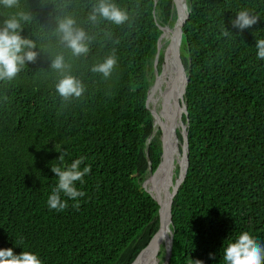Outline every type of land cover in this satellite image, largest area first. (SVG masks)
<instances>
[{"label":"trees","instance_id":"obj_1","mask_svg":"<svg viewBox=\"0 0 264 264\" xmlns=\"http://www.w3.org/2000/svg\"><path fill=\"white\" fill-rule=\"evenodd\" d=\"M96 2L21 0L33 15L21 35L36 43L38 57L13 81L0 82V249L33 252L42 264H131L158 229V205L142 182L149 166L154 172L160 165L162 150L155 137L147 159L153 125L145 102L157 39L176 13L172 0H115L130 22L94 25L87 16ZM186 4L181 61L188 76V165L171 206L168 264H224L223 247L242 232L264 245V59L255 46L264 39V0ZM241 10L260 20L243 31L233 28ZM13 11L0 7V22ZM65 15L93 37L86 57L73 56L59 41L55 29ZM57 54L84 83L81 98L63 101L56 93L61 73L50 63ZM112 54L118 63L109 78L90 71ZM161 62L162 55L158 70ZM170 64L167 54L165 71ZM61 152L64 164L86 157L81 168L90 165L91 172L76 182L86 194L80 207L61 194L68 207L57 212L47 199L57 184L51 165H60Z\"/></svg>","mask_w":264,"mask_h":264},{"label":"clouds","instance_id":"obj_2","mask_svg":"<svg viewBox=\"0 0 264 264\" xmlns=\"http://www.w3.org/2000/svg\"><path fill=\"white\" fill-rule=\"evenodd\" d=\"M0 7L5 9H16L10 15L4 17L0 22V82L13 81L25 68L26 62L35 63L38 52L34 51L37 45L32 39L21 35L25 25L33 19L31 12L21 8V0H0ZM92 24L109 22L115 26H121L130 22V16L122 9L115 0H97L91 7L87 16ZM260 20L259 16L250 14L247 10H241L236 18L231 20L233 28L243 31L251 28ZM59 41L71 50L75 57H86L90 52V44L93 37L83 27L77 24L71 15H65L58 19L55 29ZM223 35L227 37L229 31L225 30ZM257 57L264 59V39L256 41ZM118 61L115 54L107 56L102 62L91 65L92 73L102 74L105 79L109 78L114 71ZM50 68L61 73L55 84V91L63 101H71L81 98L85 91V85L81 79L71 74L70 65L65 61L63 54H57L51 59ZM5 99H7L5 97ZM56 151H61L55 146ZM66 152H61L58 157L60 165H51V171L57 178V184L48 196L47 205L49 209L57 212L68 207L65 197L76 201L72 206L79 208V198L85 196V192L78 190L76 182L84 183V177L91 172V166L81 165L86 157L81 156L70 164H64ZM213 258L214 254L209 253ZM224 264H264V245L260 244L248 232H242L233 242L223 247ZM0 264H42L38 254L22 251L16 254L12 248L0 249ZM192 264H204L203 261L192 259Z\"/></svg>","mask_w":264,"mask_h":264},{"label":"water","instance_id":"obj_3","mask_svg":"<svg viewBox=\"0 0 264 264\" xmlns=\"http://www.w3.org/2000/svg\"><path fill=\"white\" fill-rule=\"evenodd\" d=\"M173 7L176 13V22L173 26V32L171 36V40L166 48V52L163 54V65L166 62V55L170 54V57L172 59V68L175 76V83L174 86L176 87L175 90L178 89V81H180L181 77L183 78V81L181 83V88L179 91V96L175 99L174 104L176 107V110H180V128H177L179 131V134L181 136V141L178 139L176 132L177 129L172 126L169 128H163L162 126H159L160 130V146L162 150V160L160 162V165L158 168L152 172L151 167L149 166L147 169V177L142 182L143 189L150 195V197L157 203L158 205V211H157V218H158V229L156 233L153 235L151 240L149 241L145 252L140 255L134 262L131 264H135L137 261H140L139 264H146L147 257L152 254V251L154 249V246L156 245V242L165 234L167 231V225H171V206L173 202V198L175 194L178 191L179 186L183 182L187 170L188 165V149H187V132H186V125H187V111H186V104L183 100V95L185 92V85L188 81V76L186 75L185 68L183 66V63L181 61V45H182V27L186 23L188 19V9L186 0H172ZM164 31L159 35L157 42H156V53L154 55V61H153V82L149 86L147 90V97H146V109L150 112L152 117V125L153 128L155 124V113L153 110L149 108L150 100H153V95L155 94L156 90L159 88V83L161 80V76L165 74V69L163 65L160 67V70H158V60H159V42L160 39L164 36L166 33L165 26L162 27ZM172 87V85H171ZM171 91H168V93L164 96L167 97ZM185 116L186 122L183 123L182 116ZM150 136L147 138L145 142V154L148 159V146L151 142ZM178 153L181 155L180 161L176 162L178 168H179V174L176 178V181L174 182L171 192L168 195V199L164 204H161L158 197L154 196L156 187H155V177L157 173L164 168L166 165L170 164V159L173 157L174 154ZM149 160V159H148ZM167 175L164 176V181L166 182ZM147 184H150V189H147ZM171 245H172V233L170 236V242H169V250L167 253V256L165 257L163 264H168L170 256H171Z\"/></svg>","mask_w":264,"mask_h":264},{"label":"bare ground","instance_id":"obj_4","mask_svg":"<svg viewBox=\"0 0 264 264\" xmlns=\"http://www.w3.org/2000/svg\"><path fill=\"white\" fill-rule=\"evenodd\" d=\"M172 16H174V14H172ZM171 18L174 19L173 17H171ZM175 22H176V20H175ZM174 24H172L171 27H168V25L165 26V29H166L165 34H167V35L165 37L161 38L160 42H159V49H161V47L163 46L162 40L165 41V48L163 49L165 52H166V48H167V46L171 40ZM166 43H168V44H166ZM171 61H172V59H171ZM170 77H172V79H173V86H172V88H171V86L169 87V88H171L169 95L172 94L169 98V102L167 101L168 98L164 97L166 94L164 93L163 88H161L162 84L159 83V88L156 90L155 94L153 95L157 99L158 105H156L155 103L152 104V102H154L155 99H153V101L151 99L149 108L151 110H153V108H156L158 110L160 117L165 121L164 128H169L170 126H172V127L175 126V128L177 129V128H180V125H181V123H180L181 115H180V113H178V112H180V110L175 112L176 107H175L174 101L179 96V94H177V93L180 91L183 78L181 77L180 81H178V89L175 90L176 89V87L174 86L175 76H174V72H173V68H172V62L170 64ZM169 90H167L166 93H168ZM176 91H177V93H176ZM171 99H173V107L171 105ZM152 106H154V107H152ZM176 115H178V116H176ZM156 119H157V117L155 118V122H156ZM159 132H160V130L157 127V124H155L153 131H152V134L150 136V140L153 141L155 137H160ZM180 159H181V155H179L178 153L174 154L173 157L170 159V164L166 165L164 168H162L157 173V175L155 177V178H157L155 181V183H156L155 187H156V189L158 187V189H157V191L155 190L154 196L158 197L161 204H164L167 201L168 195L171 192V187L173 185L171 182V176L174 174L173 167L175 165V162L180 161ZM165 175H167L166 182L164 181ZM159 179H161V180H160L159 184H157ZM147 189L148 190L150 189V184H147ZM171 233H172V231L170 228V224H168L167 225V231L156 242V245L154 246L152 254L147 257L146 264H161V263L163 264V260L167 256V253L169 250V242H170ZM139 262L140 261H137L135 264H139Z\"/></svg>","mask_w":264,"mask_h":264},{"label":"rangeland","instance_id":"obj_5","mask_svg":"<svg viewBox=\"0 0 264 264\" xmlns=\"http://www.w3.org/2000/svg\"><path fill=\"white\" fill-rule=\"evenodd\" d=\"M170 23H172V24H174L175 23V20L174 19H170V21H169V23L168 24H170ZM167 24V25H168ZM163 38V37H162ZM162 44H163V48L161 47V49H159L160 51H159V56L160 55H162V58H163V54L165 53V51L163 50L164 48H165V41H163L162 40ZM166 44H168V43H166ZM181 50H182V46H181ZM182 53L181 54H183V55H185V53L183 52V51H181ZM153 59H152V61H151V63H150V65H149V73H150V80L153 78V70H154V67H153ZM162 64H163V61L161 62V65H160V67L162 66ZM169 69H170V66H169ZM165 73L166 74H164L163 76H161V80H160V84H162V87L161 88H163V90H164V93L165 94H167L166 92H167V90H169L170 88V86L172 85L173 86V82L171 83V80H173L172 79V77H170V71H165ZM172 88V87H171ZM176 93H177V91H176ZM175 93V94H176ZM177 94H179V92L177 93ZM172 95V94H171ZM171 95H168L167 96V98H168V102H169V98H170V96ZM174 97V96H173ZM176 97V96H175ZM156 101H154V102H152V104H154ZM151 104V105H152ZM171 105H172V107H173V99H171ZM150 106V105H149ZM178 130V129H177ZM159 136H160V133H159ZM155 141H159V139H157V140H155ZM160 142V141H159ZM173 169H174V174L171 176V182H172V184H174V182L176 181V178H177V176H178V174H179V168H178V166H177V164H176V162H175V165H174V167H173ZM147 177V175L144 177V179ZM173 186V185H172ZM171 189H172V187H171Z\"/></svg>","mask_w":264,"mask_h":264}]
</instances>
